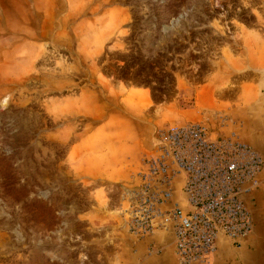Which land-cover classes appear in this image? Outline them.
Returning <instances> with one entry per match:
<instances>
[{"label":"rangeland","instance_id":"obj_1","mask_svg":"<svg viewBox=\"0 0 264 264\" xmlns=\"http://www.w3.org/2000/svg\"><path fill=\"white\" fill-rule=\"evenodd\" d=\"M195 121L264 139V0H0V264H127L125 192Z\"/></svg>","mask_w":264,"mask_h":264},{"label":"built area","instance_id":"obj_2","mask_svg":"<svg viewBox=\"0 0 264 264\" xmlns=\"http://www.w3.org/2000/svg\"><path fill=\"white\" fill-rule=\"evenodd\" d=\"M263 170L264 159L235 131L167 123L125 192L127 234L160 238L149 253L170 248L177 264H212L221 246L239 248L251 236L245 198L260 187Z\"/></svg>","mask_w":264,"mask_h":264},{"label":"crops","instance_id":"obj_3","mask_svg":"<svg viewBox=\"0 0 264 264\" xmlns=\"http://www.w3.org/2000/svg\"><path fill=\"white\" fill-rule=\"evenodd\" d=\"M154 111L155 109L153 113ZM248 143L264 159V139L251 140ZM127 145L131 150L135 149L134 143L127 142ZM134 151L131 154L129 164L134 160L139 161L143 148L137 147ZM260 179V187L245 198L252 213L253 230L251 236L239 248L228 245L221 246L212 264H264V170L260 174ZM160 240L158 237L150 238L145 241H138L137 246L128 247L127 264H177L170 248H166L160 253H149V248L153 249L152 245L157 246L156 242L159 243ZM169 241L170 239H165V243Z\"/></svg>","mask_w":264,"mask_h":264}]
</instances>
